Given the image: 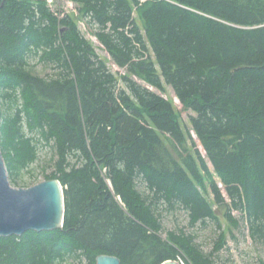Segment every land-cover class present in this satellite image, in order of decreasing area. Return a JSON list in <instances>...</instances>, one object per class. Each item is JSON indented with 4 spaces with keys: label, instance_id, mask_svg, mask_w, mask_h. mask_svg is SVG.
Masks as SVG:
<instances>
[{
    "label": "trees",
    "instance_id": "obj_1",
    "mask_svg": "<svg viewBox=\"0 0 264 264\" xmlns=\"http://www.w3.org/2000/svg\"><path fill=\"white\" fill-rule=\"evenodd\" d=\"M68 1L110 60L49 0H0L9 180L27 186L24 172L45 142L55 156L45 180L65 194L63 228L0 238V264H96L100 255L212 264L193 235L162 236L163 211L184 210L193 226L233 222L241 211L264 238V0ZM32 58L54 76H36ZM137 79L173 89L195 114L200 145L174 103Z\"/></svg>",
    "mask_w": 264,
    "mask_h": 264
},
{
    "label": "rangeland",
    "instance_id": "obj_2",
    "mask_svg": "<svg viewBox=\"0 0 264 264\" xmlns=\"http://www.w3.org/2000/svg\"><path fill=\"white\" fill-rule=\"evenodd\" d=\"M49 4L51 9L55 12H62L63 14H69L75 20L76 24L80 28L83 35L91 41L97 53L104 59H109V54L99 44L98 40L91 34V31L82 20V14L80 13V6L76 5L68 0H50ZM138 19V18H137ZM138 21H140L138 19ZM141 24V22H140ZM31 68L36 76L42 78H48L54 76L56 73L54 68L48 67L42 64L37 58H32ZM114 73L123 74L124 71L109 64ZM145 87H149L152 91L162 95L164 98L171 100L174 103L177 113L179 114L181 123L187 133L191 130L189 119L190 116L195 115L193 112L186 110L176 97L173 89L169 86L165 87L164 92H160L141 80L137 79ZM4 106L0 103V109L4 112ZM1 117V116H0ZM2 119L0 118V123ZM191 135L200 145L197 140V136L191 130ZM200 150L205 155L202 147ZM54 150L52 144L42 142L39 147L38 160L28 170L24 172L27 186L14 188H30L45 180L47 175L52 174L55 171L54 167ZM213 179L216 180L221 187L227 202H230L225 192L224 186L221 184L220 179L216 176L213 168L209 165ZM11 183V182H10ZM204 183L209 186V177L204 175ZM211 196V200H212ZM233 222L223 221L220 225L213 222H207L205 224H198L193 226L190 224L188 214L184 210H176L172 212L163 211L161 213L162 223V236L167 238L170 233L184 232L189 235H193L196 238V242L202 248V250L209 256L212 264H264V238L254 237L250 232L249 223L241 211H233ZM71 264H75L74 261H70ZM185 262V261H184ZM185 264H187L185 262Z\"/></svg>",
    "mask_w": 264,
    "mask_h": 264
},
{
    "label": "water",
    "instance_id": "obj_3",
    "mask_svg": "<svg viewBox=\"0 0 264 264\" xmlns=\"http://www.w3.org/2000/svg\"><path fill=\"white\" fill-rule=\"evenodd\" d=\"M64 219L65 194L61 182L51 179L26 189L12 187L0 150V238L23 236L30 231H55L63 228ZM96 264H121V260L100 255ZM162 264L180 263L169 260Z\"/></svg>",
    "mask_w": 264,
    "mask_h": 264
},
{
    "label": "built area",
    "instance_id": "obj_4",
    "mask_svg": "<svg viewBox=\"0 0 264 264\" xmlns=\"http://www.w3.org/2000/svg\"><path fill=\"white\" fill-rule=\"evenodd\" d=\"M50 1V0H49ZM180 264H185L183 261H179Z\"/></svg>",
    "mask_w": 264,
    "mask_h": 264
}]
</instances>
